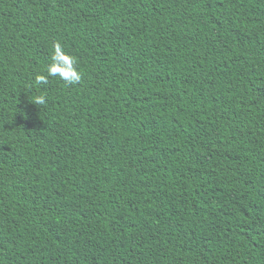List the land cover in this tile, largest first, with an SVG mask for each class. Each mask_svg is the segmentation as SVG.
<instances>
[{
    "label": "trees",
    "instance_id": "1",
    "mask_svg": "<svg viewBox=\"0 0 264 264\" xmlns=\"http://www.w3.org/2000/svg\"><path fill=\"white\" fill-rule=\"evenodd\" d=\"M0 264H264V0H0Z\"/></svg>",
    "mask_w": 264,
    "mask_h": 264
},
{
    "label": "clouds",
    "instance_id": "2",
    "mask_svg": "<svg viewBox=\"0 0 264 264\" xmlns=\"http://www.w3.org/2000/svg\"><path fill=\"white\" fill-rule=\"evenodd\" d=\"M50 63L46 67V73H38L34 77V83L46 85L50 77H57L69 85H76L82 79V73L78 69V58L66 52L60 42H55L50 52ZM36 105H44L46 97L38 95L34 99Z\"/></svg>",
    "mask_w": 264,
    "mask_h": 264
}]
</instances>
